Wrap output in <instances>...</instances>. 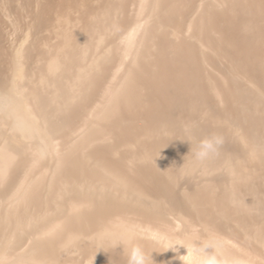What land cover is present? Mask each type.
I'll list each match as a JSON object with an SVG mask.
<instances>
[{
    "label": "bare ground",
    "instance_id": "obj_1",
    "mask_svg": "<svg viewBox=\"0 0 264 264\" xmlns=\"http://www.w3.org/2000/svg\"><path fill=\"white\" fill-rule=\"evenodd\" d=\"M129 241L264 264V0H0V264Z\"/></svg>",
    "mask_w": 264,
    "mask_h": 264
},
{
    "label": "clouds",
    "instance_id": "obj_2",
    "mask_svg": "<svg viewBox=\"0 0 264 264\" xmlns=\"http://www.w3.org/2000/svg\"><path fill=\"white\" fill-rule=\"evenodd\" d=\"M187 141L191 145V141ZM223 143L224 139L222 136L211 134L196 141L195 146L190 147V151L195 160L203 162L217 156ZM157 243H159V241H157ZM176 245L183 244L180 242H171L167 244L164 250L173 248ZM116 246H118V244L114 245V247ZM211 247V244L204 243L202 245H198L196 241H193V247L191 250L193 255V264H217L216 257L208 254L209 251L207 250ZM152 251H146L141 245L133 244L131 241L127 242V264H153L151 258Z\"/></svg>",
    "mask_w": 264,
    "mask_h": 264
},
{
    "label": "rangeland",
    "instance_id": "obj_3",
    "mask_svg": "<svg viewBox=\"0 0 264 264\" xmlns=\"http://www.w3.org/2000/svg\"><path fill=\"white\" fill-rule=\"evenodd\" d=\"M21 27L20 26H17V28H12L11 30H10V38L11 39H14V40H18L19 39V37H21Z\"/></svg>",
    "mask_w": 264,
    "mask_h": 264
}]
</instances>
